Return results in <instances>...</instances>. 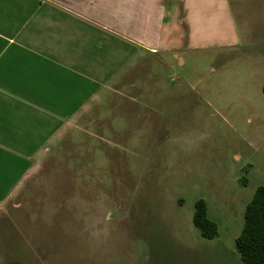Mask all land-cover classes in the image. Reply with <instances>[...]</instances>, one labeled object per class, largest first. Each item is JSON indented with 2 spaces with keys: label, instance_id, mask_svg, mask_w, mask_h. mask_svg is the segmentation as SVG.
Wrapping results in <instances>:
<instances>
[{
  "label": "rangeland",
  "instance_id": "obj_1",
  "mask_svg": "<svg viewBox=\"0 0 264 264\" xmlns=\"http://www.w3.org/2000/svg\"><path fill=\"white\" fill-rule=\"evenodd\" d=\"M228 1L236 47L139 62L0 205V264H244L235 240L264 186V0Z\"/></svg>",
  "mask_w": 264,
  "mask_h": 264
},
{
  "label": "crops",
  "instance_id": "obj_2",
  "mask_svg": "<svg viewBox=\"0 0 264 264\" xmlns=\"http://www.w3.org/2000/svg\"><path fill=\"white\" fill-rule=\"evenodd\" d=\"M239 37L228 0H0V205L139 62Z\"/></svg>",
  "mask_w": 264,
  "mask_h": 264
},
{
  "label": "trees",
  "instance_id": "obj_3",
  "mask_svg": "<svg viewBox=\"0 0 264 264\" xmlns=\"http://www.w3.org/2000/svg\"><path fill=\"white\" fill-rule=\"evenodd\" d=\"M193 223L203 238L213 240L218 237V224L208 216L204 199L195 204ZM1 238L3 240V234H0ZM235 247L244 264H264V186L257 188L246 206L244 226L235 240Z\"/></svg>",
  "mask_w": 264,
  "mask_h": 264
}]
</instances>
